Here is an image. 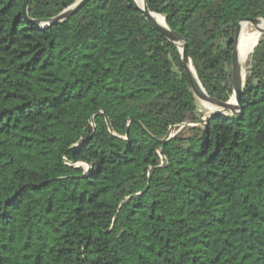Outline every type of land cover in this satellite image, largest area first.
<instances>
[{
  "label": "trees",
  "instance_id": "trees-1",
  "mask_svg": "<svg viewBox=\"0 0 264 264\" xmlns=\"http://www.w3.org/2000/svg\"><path fill=\"white\" fill-rule=\"evenodd\" d=\"M77 1L29 0L26 17L0 0V264H264V38L240 113L192 126L182 55L134 0L34 24ZM147 4L229 101L237 25L264 0Z\"/></svg>",
  "mask_w": 264,
  "mask_h": 264
},
{
  "label": "water",
  "instance_id": "water-1",
  "mask_svg": "<svg viewBox=\"0 0 264 264\" xmlns=\"http://www.w3.org/2000/svg\"><path fill=\"white\" fill-rule=\"evenodd\" d=\"M90 0H78L73 6L69 7L66 9L64 12H62L59 16L56 18L48 21V22H42V21H34V24L37 26H40L42 28H48L53 25H58L72 16H74L76 13L80 11L84 7L86 3H88ZM136 7L141 10L146 18L147 23L156 31L161 33L164 37H166L171 43L176 45L180 51V54L182 55V63L183 67L185 70V74L187 76V79L189 81V84L191 86V89L193 91V94L195 98L198 100V102H206L209 105H212L215 110L212 112L211 116L208 118H203L201 121L197 123H191L190 125L192 126H201L204 125L208 122V120L213 117L214 115H236L239 114L242 107H241V95L245 86V80H246V68L244 65L241 64L240 60V55H239V41H240V36L242 33V27L245 24H252L255 28H257V25L260 23L261 20L263 19H254V20H243L238 23L236 31H235V37H234V50L232 54V67H231V81H232V88H233V96L232 98L227 101H221L216 98L211 97L208 95L206 90L203 88L197 73L196 76L192 73V70L190 68V65H193L192 60L189 58L187 54V42L184 38H182L180 35L177 33H174L170 30L166 18L163 16L164 21H165V27L161 26L156 22V20L152 17V14H155L150 11L147 0H145V6L144 8L138 6L136 2L134 1ZM28 5H29V0H24L23 4V12L27 17V12H28ZM264 38V31L262 38L260 41L255 45L254 49L252 50L251 53L254 52L255 48L259 45L261 40ZM179 46L182 47V50H180ZM250 53V54H251ZM195 70V68H194ZM196 72V70H195ZM174 136H168L167 139H171Z\"/></svg>",
  "mask_w": 264,
  "mask_h": 264
},
{
  "label": "bare ground",
  "instance_id": "bare-ground-1",
  "mask_svg": "<svg viewBox=\"0 0 264 264\" xmlns=\"http://www.w3.org/2000/svg\"><path fill=\"white\" fill-rule=\"evenodd\" d=\"M136 2V4L142 8H144L145 6V0H134ZM152 17L156 20V22H158V24H160L161 26L165 27V21L163 16H160L158 14H152ZM245 31V25H243L242 27V33L241 36L243 34V32ZM257 32L253 35H250L249 37L244 38L242 37L239 41V55H240V60H241V64L244 65L245 61L247 60V58L249 57V55H251L250 53L252 52V50L254 49L255 45L260 41V39L262 38L263 35V31H264V20H261L260 23L257 25L256 28ZM180 50H182V47L179 46ZM190 68L192 70V73L194 74L195 77L196 76V72L194 70V67L192 65H190ZM213 109L215 110V108L213 107Z\"/></svg>",
  "mask_w": 264,
  "mask_h": 264
},
{
  "label": "rangeland",
  "instance_id": "rangeland-1",
  "mask_svg": "<svg viewBox=\"0 0 264 264\" xmlns=\"http://www.w3.org/2000/svg\"><path fill=\"white\" fill-rule=\"evenodd\" d=\"M244 31V30H243ZM257 32L256 28L252 25V24H245V31L243 32L242 36H240V39L244 36L245 38L249 37L250 35H253ZM243 37V38H244ZM247 61L248 59L246 60L245 62V67H246V64H247ZM199 109H200V112L205 115L204 118H208L209 116H211L212 112L214 111L213 109V106L212 105H209L208 103L206 102H199ZM181 130V129H180ZM180 130H173L171 132V136L179 133ZM85 168L87 169V166H85Z\"/></svg>",
  "mask_w": 264,
  "mask_h": 264
}]
</instances>
